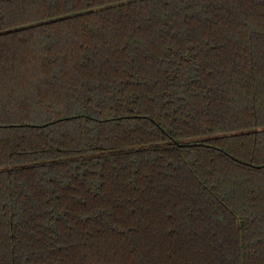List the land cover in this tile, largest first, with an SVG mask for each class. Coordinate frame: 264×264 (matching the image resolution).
<instances>
[{
  "label": "trees",
  "instance_id": "16d2710c",
  "mask_svg": "<svg viewBox=\"0 0 264 264\" xmlns=\"http://www.w3.org/2000/svg\"><path fill=\"white\" fill-rule=\"evenodd\" d=\"M0 264H264V0H0Z\"/></svg>",
  "mask_w": 264,
  "mask_h": 264
}]
</instances>
